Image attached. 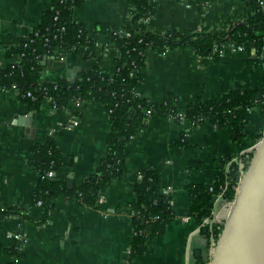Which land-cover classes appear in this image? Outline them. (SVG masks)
Returning <instances> with one entry per match:
<instances>
[{
    "label": "crops",
    "instance_id": "crops-1",
    "mask_svg": "<svg viewBox=\"0 0 264 264\" xmlns=\"http://www.w3.org/2000/svg\"><path fill=\"white\" fill-rule=\"evenodd\" d=\"M246 2L212 0L205 11L197 2L187 7L184 0H156L154 15L145 24L153 32L205 28L222 36L248 19ZM50 7L51 0H0V66L20 60L18 56L8 60L5 48L31 33ZM133 10L126 0H85L74 9L73 19L93 45L47 59L41 82L70 81L74 76L76 80L93 70L113 74L118 52L110 37L95 26L122 29ZM139 79L138 96L152 103L175 98L181 112L190 102L206 103L239 86L264 90V66L255 49L224 48L211 63L203 62L191 48L164 54L147 51ZM74 110L73 103L64 110L47 100L39 110H29L16 91L0 89V264H196L199 257L207 261L211 244L207 247L200 226L177 218L166 223L159 235L149 236L141 257L130 260L132 218L139 210L133 189L136 174L156 171L161 194L170 198L177 216H186L191 203L187 186L212 185L222 170L229 169L228 158H242L244 148L226 129L206 121L193 126L166 117L148 120L127 143L125 175L100 191L97 208L59 197L47 212L33 202L38 174L29 149L53 136L64 160L53 177L65 181L68 188L97 175L106 153L111 124L105 107L86 102L78 115ZM73 115L78 123L66 129ZM248 117L249 133L262 134L264 118L259 111L251 109ZM256 142L245 140L248 148Z\"/></svg>",
    "mask_w": 264,
    "mask_h": 264
},
{
    "label": "trees",
    "instance_id": "trees-1",
    "mask_svg": "<svg viewBox=\"0 0 264 264\" xmlns=\"http://www.w3.org/2000/svg\"><path fill=\"white\" fill-rule=\"evenodd\" d=\"M126 1L134 10L129 23L121 30H111L104 25L95 26L99 33L110 37L111 45L118 52L115 72L111 75L93 70L81 73L74 83L65 80L41 82L44 60L63 57L79 48L93 45L87 31L73 19L74 9L81 8L85 0H51L50 9L43 13L37 27L20 38L16 46L5 48L8 60L17 56L20 60L10 62L5 67L0 66V89L16 91L18 99L29 110H39L46 100H51L56 108L64 110L69 109L76 100L80 105L95 102L105 107L110 120L107 149L100 161L99 173L71 188L67 187L65 181L50 175L64 164L53 136L43 144L29 149L34 156L33 169L38 174L33 202H41L47 212L52 210L53 200L59 197L73 199L88 208H97L100 191L107 188L112 180L125 175L127 143L148 120L174 117V122L188 121L193 126L206 121L216 129H226L231 135L235 133L234 141L241 147L247 138L254 141L261 138V134L249 133L247 110L257 109L264 118V90L255 91L239 86L206 103L190 102L181 112L175 98L152 103L135 92L140 83L139 75L144 68L147 51L162 54L167 50L191 48L203 62L211 63L218 60V52L224 44L233 43L242 46L246 52L255 49L259 58L264 47V12L258 7L257 0H247L246 6L250 10L248 19L231 27L222 36L205 28L183 33L173 29L150 31L145 22L154 15L155 2ZM211 1L196 0L200 5ZM214 47L217 48L216 52L213 51ZM133 72L135 75L131 76ZM178 113H181L182 120ZM73 114L78 115L79 109L74 110ZM250 159L251 154L249 158L245 155L242 157L244 170L249 167ZM230 160L228 158L227 162ZM240 171L239 165L234 162L228 171L222 170L218 174L217 181L212 185L187 186L190 192V216L204 233L207 247L211 238L218 241L224 224L214 223L210 227L204 220L213 219L214 203L218 195L225 201L234 199L240 183ZM138 176L140 179L133 185L139 210L132 218L134 236L129 249L131 261L141 257L147 238L159 235L165 224L176 215L170 198L160 192L158 173L144 170L137 173ZM11 252L20 256L15 249ZM196 264H207V261L199 257Z\"/></svg>",
    "mask_w": 264,
    "mask_h": 264
},
{
    "label": "water",
    "instance_id": "water-1",
    "mask_svg": "<svg viewBox=\"0 0 264 264\" xmlns=\"http://www.w3.org/2000/svg\"><path fill=\"white\" fill-rule=\"evenodd\" d=\"M75 78L70 82L74 83ZM232 136L235 139V133ZM250 154L246 170L243 163L239 164L243 177L222 233L218 241L211 243L207 264H264V133L254 147L241 153L247 158ZM222 201L221 197L215 201L213 216Z\"/></svg>",
    "mask_w": 264,
    "mask_h": 264
},
{
    "label": "built area",
    "instance_id": "built-area-1",
    "mask_svg": "<svg viewBox=\"0 0 264 264\" xmlns=\"http://www.w3.org/2000/svg\"><path fill=\"white\" fill-rule=\"evenodd\" d=\"M151 1H152V2H155L156 0H151ZM184 1H185V3H186L187 7H190V5H192V3H196V0H184ZM246 1H247V0H246ZM209 4H210L209 2H206V3H203L201 6H204L203 9L206 11V9L209 7ZM199 5H200V4H199ZM257 5H258V7L264 12V0H257ZM133 9H134V8H133ZM147 21H148V20H147ZM147 21H146V22H147ZM146 22H145V23H146ZM119 30H121V29H119ZM126 36H129V35L126 34ZM224 48H228L230 51H236V50H238V51H244V49H243L242 46H237V45H235V44H233V43H226V44H224V45L222 46V49L218 52L219 56L221 55V53H222V51H223ZM263 48H264V47H263ZM213 51L216 52V51H217V48L214 47V50H213ZM166 52H168V50L165 51V52H163L162 54H164V53H166ZM259 58L261 59V62H262V60H264V57H263V50H262V53H261V55L259 56ZM262 65L264 66V62H262ZM134 75H135V72H133V73L131 74V76H134ZM1 90H2V89H1ZM3 91H5V90H3ZM28 95H29V94H28ZM47 101H51V100H47ZM51 103L53 104L52 101H51ZM73 104H74V106H75V109H79V108L81 107V105H80V103H79L78 100L74 101ZM53 107L56 108L54 104H53ZM247 111L249 112L250 109H248ZM147 113H149V112H147ZM177 115H178V117L182 120V115H181V113H178ZM166 118H169L170 120H174V119H175L174 117H166ZM77 123H78V121H77V116H74V115H73V118L69 120V122H68V124L65 126V128H66V129H70V128L76 126ZM257 143H258V142H256L254 145H252V146L249 147L248 149L254 147ZM240 163H241V162H239V164H240ZM239 164H238V165H239ZM239 169H240V168H239ZM240 170H241V169H240ZM50 175L53 176V173H50ZM242 177H243V173H242V171H240V175H239V178H238L239 182L241 181ZM138 179H140V176H138ZM209 191H212V188H209ZM219 198H220V196L218 195V196L216 197V200L219 199ZM216 200H215V201H216ZM233 202H234V199H233L232 201H225V205L221 208V210H220L218 216H216L215 218L213 217L212 220L205 219V220H204V223L207 224V225H210V227H211V225L214 224V223H224L225 220H226V218H227V216H228V211L230 210V208H231ZM170 204L172 205L171 201H170ZM36 205H37V206H42L41 202H37ZM175 218L179 219L180 221H182V222H184V223H188V222H190V221L193 220V218H192L190 215H186V216H177V215H175ZM193 221H194V220H193ZM212 241H213V240H212V238H211V239H210V244L212 243Z\"/></svg>",
    "mask_w": 264,
    "mask_h": 264
},
{
    "label": "rangeland",
    "instance_id": "rangeland-1",
    "mask_svg": "<svg viewBox=\"0 0 264 264\" xmlns=\"http://www.w3.org/2000/svg\"><path fill=\"white\" fill-rule=\"evenodd\" d=\"M263 133H264V132H263ZM258 134H259V133H258ZM261 138H262V134H261ZM261 138H259L257 141H260ZM240 147H241V146H240ZM243 148H244L243 151L246 150V149H248V147L246 146V143H244ZM240 159H241V161H240ZM240 159H236V158H235L233 161L230 160L229 163H230V164H231V163H234V162L237 163V164H239V162L242 163V158H240ZM229 167H230V165H229ZM227 171H228V169H227ZM224 205H225V202H224V201L220 202L219 209L217 210L216 215H214V218H215L216 216H218V214H219L221 208H222ZM208 260H209V257H208L207 261H208Z\"/></svg>",
    "mask_w": 264,
    "mask_h": 264
}]
</instances>
